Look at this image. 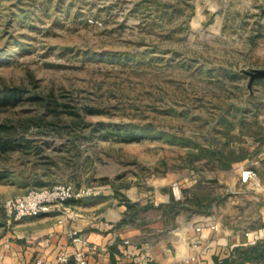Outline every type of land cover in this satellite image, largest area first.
Masks as SVG:
<instances>
[{
    "label": "rangeland",
    "instance_id": "obj_1",
    "mask_svg": "<svg viewBox=\"0 0 264 264\" xmlns=\"http://www.w3.org/2000/svg\"><path fill=\"white\" fill-rule=\"evenodd\" d=\"M259 70L264 0H0V232L9 198L64 183L85 192L64 207L125 205L148 231L226 220L235 172L264 160Z\"/></svg>",
    "mask_w": 264,
    "mask_h": 264
},
{
    "label": "crops",
    "instance_id": "obj_2",
    "mask_svg": "<svg viewBox=\"0 0 264 264\" xmlns=\"http://www.w3.org/2000/svg\"><path fill=\"white\" fill-rule=\"evenodd\" d=\"M255 168L258 175L248 182L241 178V169L248 168L235 172L226 220L214 208L211 214L202 211L189 219L178 214L171 227L159 224L148 231L122 223L125 205L106 208L98 215L80 214L69 206L63 215L55 211L14 217L9 229L0 232V250L5 254L0 264H37L39 260L41 264H59L57 258L63 250L69 254L84 250L89 264H191L188 260L192 257L201 264H220L227 258L235 259L236 250L253 248L264 240V160ZM170 196L157 195L161 199L154 205L164 208ZM74 231L87 243L73 241ZM6 241L9 248L1 249ZM239 261L235 264H249Z\"/></svg>",
    "mask_w": 264,
    "mask_h": 264
},
{
    "label": "built area",
    "instance_id": "obj_3",
    "mask_svg": "<svg viewBox=\"0 0 264 264\" xmlns=\"http://www.w3.org/2000/svg\"><path fill=\"white\" fill-rule=\"evenodd\" d=\"M257 174L254 169H245L242 171L241 178L243 182H248L256 178ZM172 192L176 199H182V190L178 183L172 185ZM84 191L77 190L72 184L64 183L53 187L34 189L28 193L13 198H9L5 203L6 211L17 218L26 216L37 217L44 213L58 211L61 215L64 213V205L72 200L80 198L84 195ZM62 222V220H60ZM73 241L86 244V239L78 232L72 234ZM246 235H249L247 232ZM9 242H4L1 249L9 248ZM197 246L196 244L194 245ZM5 254L0 250V262L4 261ZM59 264H69L73 261L75 264H89L88 255L84 250H77L73 254H69L63 250L58 255ZM191 264H201L197 257L188 260ZM37 264H41L39 260Z\"/></svg>",
    "mask_w": 264,
    "mask_h": 264
},
{
    "label": "trees",
    "instance_id": "obj_4",
    "mask_svg": "<svg viewBox=\"0 0 264 264\" xmlns=\"http://www.w3.org/2000/svg\"><path fill=\"white\" fill-rule=\"evenodd\" d=\"M4 147H7V145L5 144L4 146H2V148H4ZM11 149H13V148H11ZM253 248H255V247H253ZM253 248H250V249H253ZM249 249H238V250H236V253H237V258H227V259H225V260H222L221 262H219L220 264H231V263H234V262H236V261H239V260H241L240 258H242L243 256H244V254L245 253H247V251H248Z\"/></svg>",
    "mask_w": 264,
    "mask_h": 264
},
{
    "label": "water",
    "instance_id": "obj_5",
    "mask_svg": "<svg viewBox=\"0 0 264 264\" xmlns=\"http://www.w3.org/2000/svg\"><path fill=\"white\" fill-rule=\"evenodd\" d=\"M264 78V70H259L254 76L253 79Z\"/></svg>",
    "mask_w": 264,
    "mask_h": 264
}]
</instances>
